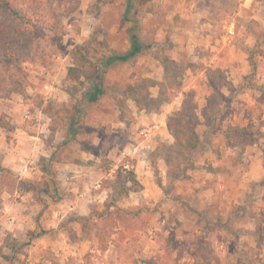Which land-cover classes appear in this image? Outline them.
I'll return each instance as SVG.
<instances>
[{
	"label": "rangeland",
	"instance_id": "374dc122",
	"mask_svg": "<svg viewBox=\"0 0 264 264\" xmlns=\"http://www.w3.org/2000/svg\"><path fill=\"white\" fill-rule=\"evenodd\" d=\"M127 3L37 0L0 94V264H264V0H133L144 50L77 113L89 83L68 70L128 49ZM212 98L187 154L166 123L184 105L203 122ZM228 126L247 137L229 146ZM131 165L141 189L113 200ZM108 201L128 215L114 211L103 250L92 223Z\"/></svg>",
	"mask_w": 264,
	"mask_h": 264
},
{
	"label": "trees",
	"instance_id": "16d2710c",
	"mask_svg": "<svg viewBox=\"0 0 264 264\" xmlns=\"http://www.w3.org/2000/svg\"><path fill=\"white\" fill-rule=\"evenodd\" d=\"M133 0H128L125 19L131 21V26L127 30L129 47L122 53H112L108 57H102L97 63L93 65L92 71L85 73L77 68H70L68 70V77L70 79H78L79 76H85L89 83V88L82 96L80 104L76 107L77 113L82 111V108L94 105L106 94L107 89L104 85V76L106 71L118 64H126L134 60L137 56L142 54L144 45L140 36V25L138 20L129 18ZM40 8L37 0H0V94L3 89H10L7 87V77L13 70H19L20 66L26 62L27 48H28V34L33 28H37L36 21L40 17ZM81 50L80 48H78ZM82 52V51H81ZM84 55V54H83ZM86 58V55H84ZM217 93V92H216ZM220 99L226 98L217 93ZM216 95V96H217ZM215 98V96H213ZM208 99L206 108L202 112L203 122L195 113L191 106L182 107L166 123L167 130L173 137L178 148L187 154L194 152L199 147V139L196 133L197 126L202 123L209 126L216 118L218 108L217 100ZM1 127V126H0ZM77 130L71 124L70 138L73 139ZM236 137H247L245 129H239L233 126H228V131L224 134L226 142L229 146H234L231 142V135ZM132 169L128 170L123 167L120 168V192H113V200L117 197L121 198L123 195H128L129 192H138L141 185L136 178L133 165ZM1 169V168H0ZM27 186H30L35 193H42L48 195L50 193L49 183L45 180L40 181H23ZM118 198V199H119ZM114 211L122 214L123 219L127 217L128 213L124 210L116 208L111 201L106 202L104 211L99 217L100 223L95 226V235L101 249L107 250L110 244V238L114 234V230H110L107 224L114 215ZM136 215V214H135ZM127 219V218H126ZM112 229V228H111ZM171 240L172 238L168 237ZM168 254V248H162ZM133 264H137L134 260Z\"/></svg>",
	"mask_w": 264,
	"mask_h": 264
}]
</instances>
